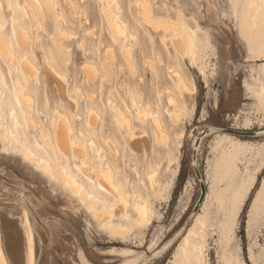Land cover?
Segmentation results:
<instances>
[{
    "label": "rangeland",
    "instance_id": "obj_1",
    "mask_svg": "<svg viewBox=\"0 0 264 264\" xmlns=\"http://www.w3.org/2000/svg\"><path fill=\"white\" fill-rule=\"evenodd\" d=\"M12 1L20 23L11 21L10 12L4 10V2L0 0V19L5 21L0 37L6 42H16V35L25 34L26 49L23 51L16 43L17 52L34 61L39 68V80L24 74L21 77L33 94L32 106L40 125L52 122V128L47 126L49 133L44 134L46 141L40 134L41 143H37L30 138H37V132L29 128L32 125L21 111L29 143L51 157L46 144L51 142L50 135L54 137V118L58 117L55 110L59 108L72 119L74 137L80 139V129L93 135L102 147L101 156L105 155L115 171L123 174L129 214L136 217L131 207L130 182L139 184L143 179L147 187L150 162L156 168L158 186L155 194L147 187L148 223L137 226L121 220L132 230L112 237L59 178L55 181L36 170L13 147L3 149L0 138V252L4 248L1 223L4 216L24 221L30 238L31 264H264V60H252V51L240 36L238 21L248 0H235V13L230 0H147L160 19L175 24L181 18L183 28L195 37L198 62L206 65L203 78L188 59L182 63L196 92L184 103L178 124H173L166 115L162 93L160 114L166 140L160 144L155 143L156 128L150 119L139 123L132 118L134 110L127 107L130 105L127 92L130 89L146 105L158 90L173 86L168 65H174L175 60L167 57L160 42L162 30L154 33L141 19L136 0H118V5L113 6L136 29V39L127 41L135 66L123 60L118 42L107 30L101 9L105 1L58 0V8L53 11H63L69 20L66 24L61 17L54 20L53 13L43 7L41 0H27L40 18L38 29L30 11L24 10V0ZM258 1L264 17V0ZM56 23L71 33L59 39L67 48L64 51L56 50L52 42V38L58 37ZM148 34L152 35V41ZM108 45L111 48L107 49ZM45 55L66 75L59 90ZM86 61L96 65L92 74L83 64ZM12 63L17 64L18 60ZM18 74L14 64L4 66L0 60V101L6 125L11 122L6 112L16 101L13 94ZM76 87L80 88L78 92ZM64 88L69 90L67 96ZM68 93L76 98L77 107H73L74 97L69 100ZM108 95L118 106L129 110L135 134H145L146 148L150 145L151 150L131 156L129 148L140 151L141 143L137 140L131 145L123 127L114 121L106 105ZM91 105L101 117L94 127L86 117ZM22 107L29 109L27 104ZM218 127L255 131L256 135L214 131ZM108 137L117 143V153L108 147ZM89 160L93 167L103 164L90 154ZM62 161L83 178L73 157ZM84 173L90 176L87 183L97 195L115 203L112 196L98 189L94 171ZM201 182L205 193L197 205ZM183 226L185 229L175 236ZM19 229L23 256L25 238L20 226ZM173 237L168 249L161 251ZM1 261L4 262L3 256Z\"/></svg>",
    "mask_w": 264,
    "mask_h": 264
},
{
    "label": "bare ground",
    "instance_id": "obj_2",
    "mask_svg": "<svg viewBox=\"0 0 264 264\" xmlns=\"http://www.w3.org/2000/svg\"><path fill=\"white\" fill-rule=\"evenodd\" d=\"M2 1L5 5L4 10L9 11L11 14V21L13 23L19 24L18 11L16 6L13 4V1ZM103 1H105V5L101 9L107 30L110 36L118 42L119 52L123 60L132 66L133 63L131 62V49L130 44L127 41L128 38L136 39V29L133 25H128L127 21L120 16L119 11L114 10L113 6L118 5V0ZM41 2L43 3V7H45V9H49L50 13H53L52 17L54 20H56L58 17H61L64 23H68L69 20L63 11H53L54 8H58V0H41ZM41 2L40 4H42ZM134 3L138 5V13L141 14V19L151 31L156 33L159 30H162V34L159 38L160 42L166 48L167 57L172 56L175 60L174 65H168V70L171 73L174 81L173 86H168L163 89V91L158 90L155 98L152 101H147V104L143 105L142 100L132 93L130 89H128L127 92L130 101V105L127 107L134 110L132 118L136 119L139 123L150 119L156 128V131H153V138L155 139V143L157 141V143L159 142L160 144V142L165 139L163 120L160 114L162 93L165 95V103L167 105L165 109L166 115L173 124H178L181 120V110L183 109L184 103L187 102L188 98L190 97L189 95L196 92V86L193 84L192 79L189 78V75L184 71V69H182V63L185 59H188L190 64L197 67L198 72L201 76H203V78L206 76V65L200 64L198 62L200 55L195 48V37L190 31L183 28L180 17L176 19V23L174 24L169 20H163L156 16L154 14L153 8L151 7L150 3L147 2V0H136ZM230 3L233 13H235V0H230ZM70 4L73 5L71 2ZM23 6L24 10H29L30 16L36 20L35 27L38 29L40 27L41 21L39 20L40 18L38 17L34 6L27 0H24ZM261 10L262 9L258 0H248L242 9V13L238 21L240 36L248 45V49L252 51L250 56L252 60H264V17L262 16ZM4 22L0 19V30H3ZM21 28L24 31L23 33L27 32V30L22 25ZM57 34V38H52L53 45L56 50L64 51L63 49L66 47L61 41H59V39L61 37L67 38L71 35V33L68 29L57 25ZM150 34H148V37L150 41H152V35ZM24 35H16V42H6L0 37V60L4 66L14 64V69H16V72L19 73L15 79L17 87L16 93L13 94V97L16 101H14L15 104L11 105L6 112V118H9L11 121L10 125L4 124V106L0 101V138L2 139V145L4 147L3 149H5L7 146H11V148L13 147V149L19 151L24 160L31 163L36 170L41 171L49 178H54L55 181L59 178L62 184L71 191V194H73V196L78 199L84 208L88 210L90 214H92V216L98 221V225L101 227V229H104L110 236L117 237L130 233L132 229L126 224L122 223L121 220H128L137 226L147 224L149 221V196L147 194V187H149V189L155 194L158 186L155 175L156 168L151 164V162L148 164V170L146 172L148 183L147 187L143 179L140 180L139 184L130 182V197L132 200L131 207L136 215V217H133L127 211L129 198L123 187V174L115 171L113 163L111 160L104 158L105 155L101 156L99 149L102 147L93 135H89L86 130L80 129L78 132L80 139L74 137L73 121L64 110L59 108H56L55 110L56 114L58 115V117L54 118L55 134L54 137H52V135L49 136L51 138V142L46 144L51 157L40 153V151H38L35 147H33L32 144L29 143L30 141L28 140L25 125L21 119V111L27 115L28 122L35 127L34 128L28 125L29 128L37 132V138L34 139L30 136L31 140H35L37 143H41L40 134L46 141L45 135L49 133L47 126L52 128V122L50 125L47 124V126L42 124L40 125L41 122L39 123V120L35 116L32 106L33 94L28 89L27 83L21 77V74H24L25 76L37 78L39 80V68L34 63V61L28 55H19L17 52L16 43L23 51L26 49V36ZM78 43L80 44V41ZM108 48H111V46L108 45L107 49ZM111 55L114 57V53H112V51ZM45 57L47 66L49 64V69L55 73V87H57L59 90L61 88V84L62 86L65 84L66 75L63 73V71H59V69L48 59L46 55ZM158 58L159 61H161L160 56H158ZM15 59L18 60L17 64L12 63ZM146 62L148 61L146 60ZM83 64L90 74L96 71V65L94 63L86 61ZM148 64L151 72H153V67L150 65V62H148ZM108 72L109 69H107V73ZM78 88L76 89L77 92ZM3 91L4 90L2 89L1 95L3 94ZM67 92H69V90L64 88V96H67ZM68 94V96H70L69 100H71V98L74 96L71 97L70 93ZM75 99L76 98L74 97V102L71 101L73 102V107H77L78 104L77 100ZM22 104H27L29 109L23 108ZM106 105L112 113L111 115L114 121L119 125V127H123L125 130L130 144L132 145L137 140L139 143H141L140 151H135L129 148L131 156L142 155L145 154L146 151L151 150L150 145H148L146 148L147 141L144 137L145 134H135L129 110L126 107L123 108L118 106L114 102L113 97L110 95L106 97ZM86 117L87 122L92 127H94L96 121L98 119L100 120L101 118L97 108L94 105H91L88 108ZM211 132H213L212 127L210 128V133ZM106 142L111 150H113L115 153L118 152V145L114 140L108 137ZM89 154L99 163L103 162V164H98L95 167L91 166ZM68 156L73 157L74 160L79 163H75V166L83 175V178L77 176V174L71 170V168H67V166L64 164L62 158H66ZM193 164H196V162L194 161ZM85 171H89V173L91 171L95 172L94 174L98 189H100L105 194L112 196L115 199V203H108L106 199H102L100 195H97V193L87 183L89 180L91 181V178L89 175H87V173H84ZM134 171L137 172L136 169ZM55 173L58 177H56ZM120 176L122 180H120ZM1 223L3 229L4 248L2 247V251L0 252V264H31L30 238L27 235V232H25L24 221H19V219L8 220L4 216H1ZM19 226L22 228L25 238L24 257L21 254L22 234L20 233ZM179 234H181V231H178L175 236H178ZM173 239L174 237L170 241L167 240L168 242H166L162 247L160 246L161 251L165 252L168 249L167 247L170 246L167 245L169 243L171 244ZM2 256L4 258V262L1 261ZM122 264L129 263L125 262Z\"/></svg>",
    "mask_w": 264,
    "mask_h": 264
},
{
    "label": "water",
    "instance_id": "obj_3",
    "mask_svg": "<svg viewBox=\"0 0 264 264\" xmlns=\"http://www.w3.org/2000/svg\"><path fill=\"white\" fill-rule=\"evenodd\" d=\"M215 130L217 132H225V133L234 134V135H256L255 131L245 132V131H242V130H234V129H231V128H224V127H218V128H215ZM203 134H205V132H203ZM195 172H196V175L199 177V173H198V171L196 169H195ZM204 193H205L204 187H203L202 182H201V194H200V197L198 199L197 205H199L200 202L203 200ZM184 229H185V226H183L181 232Z\"/></svg>",
    "mask_w": 264,
    "mask_h": 264
},
{
    "label": "snow or ice",
    "instance_id": "obj_4",
    "mask_svg": "<svg viewBox=\"0 0 264 264\" xmlns=\"http://www.w3.org/2000/svg\"><path fill=\"white\" fill-rule=\"evenodd\" d=\"M0 7H2V5H0ZM10 7H11V5H10Z\"/></svg>",
    "mask_w": 264,
    "mask_h": 264
}]
</instances>
